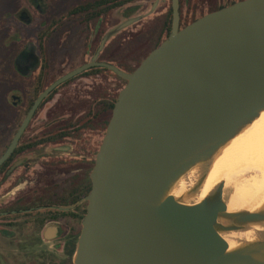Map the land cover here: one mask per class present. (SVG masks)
<instances>
[{
    "label": "water",
    "instance_id": "obj_1",
    "mask_svg": "<svg viewBox=\"0 0 264 264\" xmlns=\"http://www.w3.org/2000/svg\"><path fill=\"white\" fill-rule=\"evenodd\" d=\"M179 2H170L168 38L135 71L95 63L93 56L37 99L36 105L60 82L97 64L127 81L98 148L73 264H264V236L233 250L220 236L264 223V206L227 211L225 182L195 205L170 194L181 176L209 162L264 110V0L231 3L182 29ZM142 17L118 23L98 50Z\"/></svg>",
    "mask_w": 264,
    "mask_h": 264
},
{
    "label": "flooded vegetation",
    "instance_id": "obj_2",
    "mask_svg": "<svg viewBox=\"0 0 264 264\" xmlns=\"http://www.w3.org/2000/svg\"><path fill=\"white\" fill-rule=\"evenodd\" d=\"M9 2L0 0V237L16 239L20 261L30 243L27 264H73L69 251L76 248L98 148L116 107L117 73L93 65L36 102L93 56L95 63L117 66L120 31L98 49L121 0Z\"/></svg>",
    "mask_w": 264,
    "mask_h": 264
},
{
    "label": "bare ground",
    "instance_id": "obj_3",
    "mask_svg": "<svg viewBox=\"0 0 264 264\" xmlns=\"http://www.w3.org/2000/svg\"><path fill=\"white\" fill-rule=\"evenodd\" d=\"M264 136V110L233 139L229 140L206 164L190 168L171 187L170 194L185 205L201 202L220 182H225L222 197L227 211L254 212L264 206V146L250 153L252 143ZM256 147L255 149H257ZM203 178L201 185L199 181ZM229 250L264 236V223L222 231Z\"/></svg>",
    "mask_w": 264,
    "mask_h": 264
},
{
    "label": "rangeland",
    "instance_id": "obj_4",
    "mask_svg": "<svg viewBox=\"0 0 264 264\" xmlns=\"http://www.w3.org/2000/svg\"><path fill=\"white\" fill-rule=\"evenodd\" d=\"M156 0H136L126 4H123L120 8L119 14L115 16L112 21L113 28L117 23L125 21L130 18H134L142 15L143 17L136 22L131 23L125 29L123 28L118 35L119 55L118 63L123 67L134 66L136 59L141 54L146 53L148 50L145 47L143 38L151 33H155L159 29V17L165 14L170 6L171 0H159L155 9L151 12L153 2ZM17 0H10L8 5H15ZM181 26L189 23L194 17L210 11L218 0H181ZM31 30L30 26L26 27ZM124 86L122 80L117 79V92ZM116 92V93H117ZM100 140V139H99ZM100 144V142H99ZM264 146V136L261 140L252 143V149L250 153L257 151L259 148ZM258 147L257 149H255ZM21 246V245H18ZM23 246V245H22ZM16 239H6L0 237V264H24L30 261L31 249L30 243L25 244V254L21 256V261L17 260L16 254Z\"/></svg>",
    "mask_w": 264,
    "mask_h": 264
},
{
    "label": "trees",
    "instance_id": "obj_5",
    "mask_svg": "<svg viewBox=\"0 0 264 264\" xmlns=\"http://www.w3.org/2000/svg\"><path fill=\"white\" fill-rule=\"evenodd\" d=\"M132 1H136V0H121V6L123 4L132 2ZM240 0H218V3H216V5L207 13L214 11V10H219L225 6L230 5L231 3H236ZM181 2V0H180ZM179 2L180 5V13H181V3ZM206 13V14H207ZM205 14H202L200 16H196L193 18V20H191L189 23H191L192 21L196 20L197 18H201L202 16H204ZM159 29L156 30L155 33H151L146 37L143 38V42L145 43V47L147 48V52L144 54H141L140 56L137 57L136 62L134 64V66L130 67V66H126L123 67L121 64H117V66L121 69H123V71L126 72H133L135 71L140 65L141 63H143V61L145 60V58L147 56H149L154 49H156L160 44H162V42L168 38L169 33H170V27H171V20H172V9H171V4L167 10V12L165 14H163L162 16L159 17ZM189 23H186L185 25H183V27H185L186 25H188ZM182 27V28H183ZM181 28V29H182ZM117 79L122 80L124 82V86L121 87V89L119 90V92L116 93V104H117V100H118V96L119 93L122 91V89L126 86L127 81L123 80V78L117 76ZM75 252V248H72L69 253L70 255H74Z\"/></svg>",
    "mask_w": 264,
    "mask_h": 264
}]
</instances>
